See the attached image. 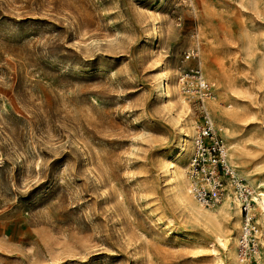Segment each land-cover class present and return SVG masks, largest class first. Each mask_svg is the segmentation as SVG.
I'll return each mask as SVG.
<instances>
[{
    "label": "rangeland",
    "instance_id": "obj_1",
    "mask_svg": "<svg viewBox=\"0 0 264 264\" xmlns=\"http://www.w3.org/2000/svg\"><path fill=\"white\" fill-rule=\"evenodd\" d=\"M254 3L0 0V264H227L177 202L166 166L181 125L208 114L177 80L198 65L210 96L231 78L241 86L227 92L241 106L230 148L211 120L250 198L243 175L264 184V0ZM166 70L186 107L159 87ZM249 214L256 250L241 259V215L236 251L241 264H264L252 201Z\"/></svg>",
    "mask_w": 264,
    "mask_h": 264
},
{
    "label": "bare ground",
    "instance_id": "obj_2",
    "mask_svg": "<svg viewBox=\"0 0 264 264\" xmlns=\"http://www.w3.org/2000/svg\"><path fill=\"white\" fill-rule=\"evenodd\" d=\"M253 5H256V0ZM200 49L201 48L199 46V51ZM222 61L223 60H220L218 63L221 66L222 74L227 75V70H226L227 64L224 61L223 62ZM162 81L163 82L165 81L163 91L164 93H166L167 97L168 96L170 97V95L172 96V94H174L179 108L181 109L182 107H184L185 104L182 103L183 96L181 91L178 90L177 80H175L172 77V74L169 70H166L161 73L158 84L159 87ZM236 82H237L236 80H233L231 78L230 89L227 88L226 90H224L225 92L223 91L217 92L215 96H210L208 93V95L202 97V99L204 98L209 117L211 118L212 116L219 124H221L222 132H223L222 134L224 139L227 142H229V148L231 147V141L229 138L234 134L233 131L229 130V125L234 123V121L237 118H239L241 115V111H240L241 106L238 105L239 103L237 99L235 98L233 99V97H231V95L227 93V92H233L234 94L237 95L239 94L238 90L241 89L240 88L241 86L235 84ZM216 96L228 98L232 101V104L226 108H223L221 107ZM179 131H180V135L176 142L177 143L176 147L178 152L176 155H174L175 153L173 154V161L175 162L174 163L173 161L169 162V165H171V167L169 168L168 166H166L168 180L171 186L173 187L174 197L176 198L177 202L188 212V214L192 216V218H194L201 225H204L206 228H208L214 235L213 239H215V241L220 243L226 249L227 264H241L240 262L241 260L239 259V256L237 254L238 251H236L237 234L239 232V223L242 215L240 208V201L237 197V194L233 191V189L231 191V188H229L227 185L224 187V191L222 192L219 201L216 202L215 204H212L213 206L210 205L211 207L202 206L194 199V197L189 192V178L187 176V173L185 175L183 172L186 159L187 157H190L192 151L193 138L195 135V129L192 126V121L191 120L185 121L183 125H181ZM231 160H232V151L227 150L226 161L230 163ZM188 164H189V159L187 165ZM235 173L237 172L235 171ZM236 176L240 179V176L238 174H236ZM243 177L247 180L249 185L252 188H254V190L251 191V198L249 196L250 194L248 195V201L253 202V205L255 206L257 211V217H258L257 221L261 224L264 230V190L259 189L262 188V186H264L263 179H260L255 183H253L250 176L243 175ZM244 185L246 186V184ZM244 185L242 184V186ZM249 198L251 201L249 200ZM249 213H250V207H249ZM221 219H225L226 222L230 224L228 226L223 225ZM226 233H229V237H230L228 245H226L225 242L223 241ZM219 263L224 264V261L220 259Z\"/></svg>",
    "mask_w": 264,
    "mask_h": 264
},
{
    "label": "built area",
    "instance_id": "obj_3",
    "mask_svg": "<svg viewBox=\"0 0 264 264\" xmlns=\"http://www.w3.org/2000/svg\"><path fill=\"white\" fill-rule=\"evenodd\" d=\"M197 54L189 51L184 59H195ZM177 80L181 89L190 99L203 104L202 97L208 95L209 84L202 77L199 66L186 67L179 71ZM202 107V106H201ZM201 118L195 125L192 151L186 170L189 178V192L202 206H210L219 201L225 186H230L237 194L242 212V225L239 236V253L243 261L249 260L255 252L256 244L252 237L257 228L253 216L249 214L251 202L247 187L242 186L233 167L226 161L227 146L217 133L214 123L204 108Z\"/></svg>",
    "mask_w": 264,
    "mask_h": 264
}]
</instances>
